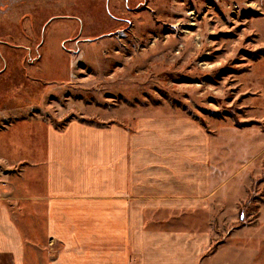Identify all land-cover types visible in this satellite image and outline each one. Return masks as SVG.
I'll list each match as a JSON object with an SVG mask.
<instances>
[{"label": "rangeland", "instance_id": "rangeland-1", "mask_svg": "<svg viewBox=\"0 0 264 264\" xmlns=\"http://www.w3.org/2000/svg\"><path fill=\"white\" fill-rule=\"evenodd\" d=\"M150 114L228 147L201 264H264V0H0V130Z\"/></svg>", "mask_w": 264, "mask_h": 264}, {"label": "crops", "instance_id": "crops-1", "mask_svg": "<svg viewBox=\"0 0 264 264\" xmlns=\"http://www.w3.org/2000/svg\"><path fill=\"white\" fill-rule=\"evenodd\" d=\"M206 125L150 114L0 130V264H201L235 179Z\"/></svg>", "mask_w": 264, "mask_h": 264}]
</instances>
